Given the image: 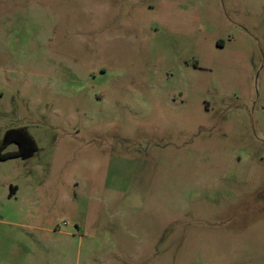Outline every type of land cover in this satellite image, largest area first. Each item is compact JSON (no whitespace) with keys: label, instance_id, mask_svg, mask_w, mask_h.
<instances>
[{"label":"rangeland","instance_id":"obj_1","mask_svg":"<svg viewBox=\"0 0 264 264\" xmlns=\"http://www.w3.org/2000/svg\"><path fill=\"white\" fill-rule=\"evenodd\" d=\"M12 127L0 264H264V0H0Z\"/></svg>","mask_w":264,"mask_h":264},{"label":"trees","instance_id":"obj_2","mask_svg":"<svg viewBox=\"0 0 264 264\" xmlns=\"http://www.w3.org/2000/svg\"><path fill=\"white\" fill-rule=\"evenodd\" d=\"M10 144H15L16 149L5 151ZM33 137L23 127H12L5 130L0 140V160L11 158H27L36 151Z\"/></svg>","mask_w":264,"mask_h":264}]
</instances>
